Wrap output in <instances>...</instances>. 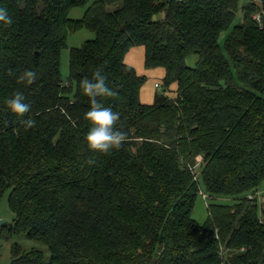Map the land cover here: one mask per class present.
Masks as SVG:
<instances>
[{
	"label": "trees",
	"instance_id": "obj_1",
	"mask_svg": "<svg viewBox=\"0 0 264 264\" xmlns=\"http://www.w3.org/2000/svg\"><path fill=\"white\" fill-rule=\"evenodd\" d=\"M239 1L0 0L13 18L0 26V200L9 190L14 216L2 237L48 252L13 242L9 264H264V203L248 199L264 183V0L229 31ZM80 29L95 38L70 50L65 83L61 50ZM136 47L174 97L140 102L145 78L125 63ZM25 70L31 84L18 79ZM96 70L115 93L98 100L126 134L107 154L85 140L79 85ZM16 91L30 104L24 117L5 104ZM200 183L209 198L234 199L208 204L204 224L191 218Z\"/></svg>",
	"mask_w": 264,
	"mask_h": 264
},
{
	"label": "rangeland",
	"instance_id": "obj_2",
	"mask_svg": "<svg viewBox=\"0 0 264 264\" xmlns=\"http://www.w3.org/2000/svg\"><path fill=\"white\" fill-rule=\"evenodd\" d=\"M251 0H240L239 10L236 13L234 20L232 21L229 31L236 24L242 22V12L241 9L244 5L249 3ZM255 2H257L255 0ZM87 6L73 8L68 17L71 20H79L83 17ZM113 6H107V9L113 10ZM228 32L224 31L219 36V43L222 47L224 38L227 36ZM95 38L94 33L87 29H80L75 32H68L66 37V45L61 50L60 55V73L62 80L66 83L69 76L68 72V62H69V52L73 48H79L82 44L88 40H93ZM198 61V56L196 54L189 55L185 63L188 67H195ZM126 64L131 66L135 72L145 78V83L140 90V102L142 104H152L156 94H166L169 97H174L176 95V86L172 85L168 89L164 87V70L161 68L147 70L144 67V50L142 47L132 48L126 55ZM259 192H264V183L258 188ZM200 192L204 193L203 185L200 183ZM9 190L5 191L0 200V264H9L10 262V245L13 242L19 243L25 250L38 249L44 252L47 256V248L44 244L36 241H31L24 236L15 238L11 237L10 240H6L2 237V233H5L13 224V213L9 210L7 204V197ZM205 194V193H204ZM207 199H203L199 193L196 197L194 207L191 211V218L198 222L199 224H204L208 218L207 205L210 203H218L223 205H232L234 199L225 196H215L214 198H209L206 194ZM264 203V196H261L258 200V206Z\"/></svg>",
	"mask_w": 264,
	"mask_h": 264
},
{
	"label": "clouds",
	"instance_id": "obj_3",
	"mask_svg": "<svg viewBox=\"0 0 264 264\" xmlns=\"http://www.w3.org/2000/svg\"><path fill=\"white\" fill-rule=\"evenodd\" d=\"M12 23L13 18L9 11L0 7V26H11ZM18 79L31 84L36 79V73L32 70H25ZM79 87L90 102L89 110L85 113V118L89 122V130L85 136L88 149L94 153L107 154L113 149L121 148L126 141V134L115 129L120 115L98 100L99 97L115 94L108 87L107 78L101 70H96L91 78H83ZM25 99L22 92L16 91L6 99L5 104L11 113L18 117H24L30 111V104L26 103ZM22 122L25 130L31 129L35 124L33 119H24ZM88 163L92 164L94 161L89 160Z\"/></svg>",
	"mask_w": 264,
	"mask_h": 264
},
{
	"label": "built area",
	"instance_id": "obj_4",
	"mask_svg": "<svg viewBox=\"0 0 264 264\" xmlns=\"http://www.w3.org/2000/svg\"><path fill=\"white\" fill-rule=\"evenodd\" d=\"M196 161H197V163H196V165L192 168V170H194V169L196 170V168L199 166V163H200V161H201V158H200V157H197V158H196ZM199 193L201 194V196H202L203 199H207L206 194L201 193V192H199ZM262 194H264V192H256V193H254V194H250V195H248V199H249V200H253V199H255V198H258V200H259Z\"/></svg>",
	"mask_w": 264,
	"mask_h": 264
},
{
	"label": "crops",
	"instance_id": "obj_5",
	"mask_svg": "<svg viewBox=\"0 0 264 264\" xmlns=\"http://www.w3.org/2000/svg\"><path fill=\"white\" fill-rule=\"evenodd\" d=\"M131 50H132V49H131ZM129 51H130V50H129ZM128 53H129V52H128ZM128 53H127V54H128ZM127 54H126V55H127ZM125 61H126V56H125ZM125 63H126V62H125Z\"/></svg>",
	"mask_w": 264,
	"mask_h": 264
},
{
	"label": "water",
	"instance_id": "obj_6",
	"mask_svg": "<svg viewBox=\"0 0 264 264\" xmlns=\"http://www.w3.org/2000/svg\"><path fill=\"white\" fill-rule=\"evenodd\" d=\"M2 222H0V224H1Z\"/></svg>",
	"mask_w": 264,
	"mask_h": 264
}]
</instances>
